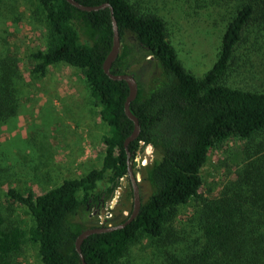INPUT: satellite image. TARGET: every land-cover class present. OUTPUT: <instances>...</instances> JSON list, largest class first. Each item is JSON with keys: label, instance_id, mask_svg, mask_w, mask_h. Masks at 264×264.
Segmentation results:
<instances>
[{"label": "trees", "instance_id": "16d2710c", "mask_svg": "<svg viewBox=\"0 0 264 264\" xmlns=\"http://www.w3.org/2000/svg\"><path fill=\"white\" fill-rule=\"evenodd\" d=\"M31 1L27 19L39 21L44 46L30 53V74L43 77L58 64L78 69L106 133L100 166L38 194L12 187L2 193L0 264H12L28 241L41 264H81L76 238L100 227L93 211L127 175L124 141L133 131L124 111L129 89L103 70L113 38L109 8L83 11L66 0ZM76 1L109 4L120 39L110 72L133 74L137 82L129 109L139 134L127 150L132 159L148 146L152 149V159L140 167L137 216L122 228L87 236L80 245L85 263L120 264L147 239L161 264H264V89L224 82L238 68L236 51L247 34L264 27V0H193L195 8L223 14L216 58L202 75L184 66L168 20L148 0ZM15 2L0 0V23ZM16 11L12 6L11 12ZM21 80L18 56L4 49L0 125L18 113ZM230 139L245 141L246 161L216 194L203 195L201 168L208 153ZM17 207L30 216V224L17 213L10 216ZM186 207L191 211L180 219ZM127 217H112L110 223Z\"/></svg>", "mask_w": 264, "mask_h": 264}, {"label": "rangeland", "instance_id": "374dc122", "mask_svg": "<svg viewBox=\"0 0 264 264\" xmlns=\"http://www.w3.org/2000/svg\"><path fill=\"white\" fill-rule=\"evenodd\" d=\"M148 2L168 20L171 41L184 66L202 75L216 58L224 27L222 11L195 8L193 0ZM12 6L17 9L15 13L11 12ZM31 7V0H16L8 8V17L0 23V38L3 37L0 52L7 48L18 56L22 75L18 113L0 125V203L5 202L2 193L8 187L41 193L63 178L78 177L91 167L100 166L103 155L102 136L106 126L98 116L80 71L58 64L50 66L43 77L34 78L30 74L29 55L44 46L39 21L27 19ZM236 55L238 68L226 75L224 82L245 89H264L263 26L250 30ZM244 144L240 139H230L209 151L201 168L203 195L216 194L235 177V171L247 158ZM147 157L152 159V149L148 147L136 156L137 162L134 160V173L139 181L140 167L147 163ZM146 190L142 184L143 195ZM120 191L113 211L116 219L125 217L132 209L133 197L127 181ZM10 211V216L17 213L30 224V216L21 208ZM190 211L188 207L182 209L178 214L180 219ZM12 264H41L35 245L29 241L23 244ZM120 264L161 262L144 239L131 248Z\"/></svg>", "mask_w": 264, "mask_h": 264}, {"label": "water", "instance_id": "95a60500", "mask_svg": "<svg viewBox=\"0 0 264 264\" xmlns=\"http://www.w3.org/2000/svg\"><path fill=\"white\" fill-rule=\"evenodd\" d=\"M66 1L69 2L71 5L79 8L83 11L98 10L100 8H105V7L110 9L113 38H112L111 49H110L109 53L107 54V56L103 62V70L108 75L109 78H111L113 80H124L127 83L129 92H128V95H127L126 100L124 102V111H125L127 117L130 120H132V122H133V131L124 141V146L126 148L127 158H128L127 159L128 160L127 161V175L129 176L130 182L132 185L133 207H132L130 214L128 215V217L123 222L118 223L116 225H101L100 227L85 229L78 235V237L76 238V241H75L76 251L80 255L81 264H86L82 254H81V251H80V245H81L82 241L87 236H89L90 234H93V233H101V232L112 231L114 229L122 228L126 224L130 223L137 216V214L139 212L140 195H139V189H138V183H137L138 176L134 175L132 166L129 162L130 153L127 150L128 143L131 142L132 140H134L139 134L138 120L131 113V111L129 109L130 102L135 98V96L137 94V82H136V79L133 76V74H130V73L113 74L110 72V66H111L112 62L115 60V58L117 57L119 49H120V39H119V33H118L116 21L112 15V10H111L109 4L105 2V3H102L100 5L89 6V5L80 4L76 0H66ZM148 148H150V146H148ZM146 160H147V162H149L150 161L149 157H147Z\"/></svg>", "mask_w": 264, "mask_h": 264}, {"label": "built area", "instance_id": "2783aa9c", "mask_svg": "<svg viewBox=\"0 0 264 264\" xmlns=\"http://www.w3.org/2000/svg\"><path fill=\"white\" fill-rule=\"evenodd\" d=\"M120 192L119 188H116V193ZM117 195L116 194L113 198H111L110 201L107 202L106 206L103 207V209H95L93 211V215L98 219V223L100 225H105L109 219L112 218L113 211L112 209L116 205V200H117Z\"/></svg>", "mask_w": 264, "mask_h": 264}, {"label": "flooded vegetation", "instance_id": "af4514ba", "mask_svg": "<svg viewBox=\"0 0 264 264\" xmlns=\"http://www.w3.org/2000/svg\"><path fill=\"white\" fill-rule=\"evenodd\" d=\"M135 158H136V156H135L134 158H132V159H129V162H130V164H131V166H132L133 172H134L133 163H134ZM127 161H128V160H127ZM135 161L137 162V160H135ZM134 175H136V174L134 173ZM126 181H127V183L129 182V183L131 184V182H130V178H129L128 175H126L125 177H123V179H121V180L118 182V185H117L113 190H111V192H110V194H109L108 197H106L105 199H103V197H102V200H101V202H100V204H99V207H98L97 209H103V207L106 206L107 202L110 201L111 198H113L116 194H118V195H117V198H118L119 195H120V193H121V191L118 192V193H116V188H119V189H120L121 187H124L125 184H126ZM138 182H139V179H138L137 183H138ZM131 187H132V185H131ZM138 189H139V188H138ZM116 201H117V200H116ZM132 207H133V199H132ZM114 208H115V207H114ZM114 208L112 209V211H114ZM131 210H132V209H131ZM131 210H130L129 212H131ZM127 214L129 215L130 213H127ZM112 217H114V216L112 215ZM110 220H111V219H109L105 225H111ZM98 224H99V223H98ZM99 225H100V224H99ZM100 226H101V225H100Z\"/></svg>", "mask_w": 264, "mask_h": 264}]
</instances>
